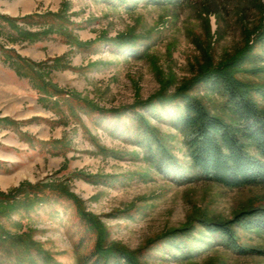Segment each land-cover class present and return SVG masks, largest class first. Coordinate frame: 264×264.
I'll return each instance as SVG.
<instances>
[{"label": "rangeland", "instance_id": "obj_1", "mask_svg": "<svg viewBox=\"0 0 264 264\" xmlns=\"http://www.w3.org/2000/svg\"><path fill=\"white\" fill-rule=\"evenodd\" d=\"M0 14L16 17L15 24L25 31L54 25L57 32L24 38L0 17V45L41 63L42 79L102 108L137 104L162 90L173 93L239 54L244 58L235 77L247 83L248 94L264 107V42L258 39L264 33V0H139L132 5L0 0ZM130 39L145 43L137 56L120 52L111 42ZM40 81L20 74L0 51V190L24 180L63 182L105 223L108 240L138 250L142 264H264V231L237 227L239 241L255 249L242 254L209 236L201 225L203 218L229 219L241 210L264 206V184L175 182L127 134L112 130L128 124V116L98 124L61 94L41 90ZM191 93L214 114L233 120L220 92L199 83ZM152 121L188 166L183 135L169 123ZM78 171L94 174L96 180ZM75 211L74 205L52 199L3 216L1 222L11 233L29 235L35 257L51 255L64 264H82L96 237L85 233ZM185 225L206 238L189 258L173 254L163 236ZM0 264H16L15 250H0Z\"/></svg>", "mask_w": 264, "mask_h": 264}, {"label": "trees", "instance_id": "obj_2", "mask_svg": "<svg viewBox=\"0 0 264 264\" xmlns=\"http://www.w3.org/2000/svg\"><path fill=\"white\" fill-rule=\"evenodd\" d=\"M132 5L139 0H112ZM13 23L19 35L35 39L40 33L58 31L54 25L42 31H25L15 24L17 18L0 14ZM264 42V33L258 38ZM118 45L120 52L139 55V40L111 41ZM253 47L248 48L249 53ZM5 61L10 62L20 74L41 79L39 88L51 95H62L71 106L88 115H92L98 124L107 118L127 117L128 124L123 123L114 132L127 134L131 143L139 146L145 158L158 170L167 174L178 183L198 179L217 181L229 187L264 184V107L248 94L245 81L235 77L234 70L239 66L244 55H235L222 63L213 65L205 74L180 86L175 92L159 91L146 101L109 110L91 101L80 98L73 91H62L46 79L41 78V63L19 54L15 49L0 45ZM43 76V75H42ZM205 83L213 91L220 92L227 100L233 120H226L214 114L208 106L191 93L194 85ZM264 94V87H260ZM109 110V111H108ZM129 110L130 113H127ZM108 112H112L108 115ZM166 122L175 127L184 137L186 155L190 161L186 166L176 153V146L169 137L152 121ZM12 123L10 119H5ZM130 126L132 130H130ZM46 143V142H44ZM115 154L114 151H112ZM117 155V154H115ZM195 170V171H194ZM79 176L94 178L96 175L78 171ZM63 201L74 205L76 215L82 223L86 234L96 237L94 247L81 258L82 264H142L138 250L129 249L117 241L108 240V229L97 214L88 211L83 198L72 191L66 184L56 180L32 182L22 181L9 190H0V250H15L16 264H64L51 255L34 256L28 243V234L11 233L5 229L1 218L10 216L21 209L34 208L36 204ZM201 225L212 238L227 247L246 254L255 250L239 241L237 227H249L264 231V206L250 207L237 212L229 219H201ZM188 225L175 228L163 236L172 246L171 252L182 258L195 256L206 243V238L194 235ZM86 236V235H85ZM197 243V244H196Z\"/></svg>", "mask_w": 264, "mask_h": 264}]
</instances>
